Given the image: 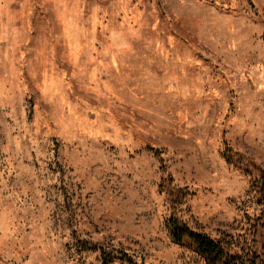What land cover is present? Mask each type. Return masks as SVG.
Wrapping results in <instances>:
<instances>
[{"label":"rangeland","instance_id":"374dc122","mask_svg":"<svg viewBox=\"0 0 264 264\" xmlns=\"http://www.w3.org/2000/svg\"><path fill=\"white\" fill-rule=\"evenodd\" d=\"M176 230L264 264V0H0V264H212Z\"/></svg>","mask_w":264,"mask_h":264},{"label":"trees","instance_id":"16d2710c","mask_svg":"<svg viewBox=\"0 0 264 264\" xmlns=\"http://www.w3.org/2000/svg\"><path fill=\"white\" fill-rule=\"evenodd\" d=\"M172 238L177 241L187 238L193 243L197 253L209 259L212 264H248L247 260L239 258L235 253L221 245L220 242L208 236L194 234L188 230H176L172 233Z\"/></svg>","mask_w":264,"mask_h":264}]
</instances>
